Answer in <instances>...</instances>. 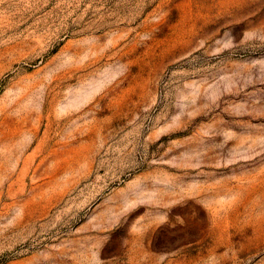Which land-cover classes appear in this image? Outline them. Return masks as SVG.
<instances>
[{
  "label": "rangeland",
  "instance_id": "374dc122",
  "mask_svg": "<svg viewBox=\"0 0 264 264\" xmlns=\"http://www.w3.org/2000/svg\"><path fill=\"white\" fill-rule=\"evenodd\" d=\"M0 264H264V0H0Z\"/></svg>",
  "mask_w": 264,
  "mask_h": 264
}]
</instances>
